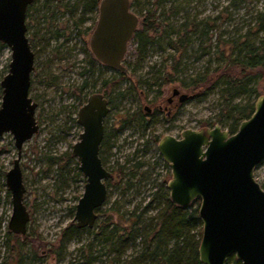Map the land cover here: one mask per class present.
I'll return each mask as SVG.
<instances>
[{
  "label": "rangeland",
  "instance_id": "1",
  "mask_svg": "<svg viewBox=\"0 0 264 264\" xmlns=\"http://www.w3.org/2000/svg\"><path fill=\"white\" fill-rule=\"evenodd\" d=\"M43 1L38 0L34 4L36 9L30 12L28 19L30 38L35 45L34 50L38 53L36 70L32 74L30 95L38 103L36 119L40 129L25 142L20 163L26 187L24 200L31 215L26 235L31 240H27L26 235H18L17 239L24 258L23 264H88L82 258L80 248L93 240L92 233L97 231V225L102 223L106 217L112 216L114 223L125 224L126 212L136 208L140 211L147 207L143 215L147 222L162 206V201L165 199L164 194L169 193L170 195L166 185L161 190L162 187L159 189V184L164 181L166 183L172 178L171 167L165 166L163 163L165 160L155 151L141 155V158L140 155L138 156V160L146 161L145 165L136 171L132 178L130 177L134 171L130 167L134 162L129 163V160L134 157L137 150L143 148L147 139L150 138V132L159 135L160 139L167 134L180 137L185 129L198 130L203 127H214L220 124L218 117L222 113L224 99L220 86L204 94L184 89L179 82L154 86L155 81L161 82L160 79H156L158 70L170 71L174 63L173 57L178 61L180 56L175 54L166 42H162V48L159 44L148 47L146 58L141 63L137 62L140 65L136 69V66L133 67L135 72L132 71L133 73L129 75L137 86V90H129L130 83L122 82L118 90L112 94L116 97V103L107 117V126L108 129H114L109 132L113 133L127 122L130 126L118 137L112 136L111 139V141L116 139L117 144L110 151L118 155L104 163L105 167L114 173V178L105 181L108 186V196L101 207L103 211L93 228L83 229L65 238V249L61 255L57 252L51 253L61 246L64 230L76 225L74 221L76 205L83 195L86 183V177L80 169L78 160L74 157L65 166L66 160L64 159V155L72 153L73 145L79 140L82 132V127L77 122V111L80 104L77 98L80 92L77 88L82 82L79 72L82 70V62L86 59V54L83 37L77 34V29L73 24L82 16V3L78 5L74 17L66 11L65 7H62L57 20L59 25L57 27L62 29L67 27L70 31H75L71 35L72 40L64 45V38H60V40L51 41L50 46H47V39L51 37V34L46 36L45 33L51 30V25L44 22V16L47 14L45 8L41 6L44 4ZM139 1L144 5L146 0ZM65 2L70 3L67 6L70 9V5H77L78 0H65ZM178 2L181 3L180 13L169 17V21L175 28H180L188 15L195 16L205 23L208 19L213 20L210 23L212 25L210 35L203 36L200 41L197 40L184 58H180L182 71L174 75L175 77L180 75V79L184 78L186 82L191 76L217 65L216 60L210 65L208 59H216L214 52L217 49L219 36L225 39L238 38L239 35L249 31L256 23L258 13L264 11V0H179ZM148 7L152 8V5ZM138 14L140 28L142 15ZM95 15L93 14L94 18H90L81 26V30L84 31L89 27L91 31L94 28L97 21ZM205 23H202L200 29ZM256 37L252 36V38ZM200 47H206L207 52L211 53L198 57L201 54ZM126 58L136 63L135 44L132 43L129 46ZM10 61L11 51L7 47L0 55V83L9 71ZM110 75H114L113 70H108L106 76ZM144 80L153 85L141 83ZM174 87L181 88L182 92L189 97L184 104L172 109V117L166 118V113L162 112L157 113L155 121L153 117H149L144 122L133 119L131 116L133 112L140 105L142 108L151 105V100L156 104L151 105L154 110L158 103L167 105V98L172 95ZM258 88L263 94L264 80L259 82ZM108 91L113 93L111 89ZM120 91L126 93L122 99L117 94ZM141 91L144 92L143 95ZM258 97L253 96L251 100L256 103ZM248 99L247 95H242L243 102ZM176 101L178 102V99ZM221 126L227 130L225 126ZM156 143L152 146L158 152ZM17 156L18 149L13 135L5 133L0 136V264L10 257L4 239L12 214V195L6 183V174L13 167ZM50 156L64 157V160L58 165L49 159ZM156 160L159 164L157 168L154 166ZM124 165V173L127 175L120 176L119 166ZM62 166L65 167L61 168ZM255 178L264 188V160L255 170ZM129 179L133 183L129 185L131 187L126 184ZM94 241L92 253L95 259L92 264H114L113 258L116 255L108 253V249H104L97 239ZM137 244V249L130 246L123 256L124 259H129L136 250H139V239Z\"/></svg>",
  "mask_w": 264,
  "mask_h": 264
},
{
  "label": "water",
  "instance_id": "2",
  "mask_svg": "<svg viewBox=\"0 0 264 264\" xmlns=\"http://www.w3.org/2000/svg\"><path fill=\"white\" fill-rule=\"evenodd\" d=\"M34 0H0V41L11 51L9 71L0 86V136L11 133L18 156L6 174L12 195L8 229L26 235L30 212L21 169L22 149L40 129L37 102L30 95L35 53L27 36V11ZM130 0H101L99 19L91 39L96 56L107 65L126 71L122 61L128 42L140 25ZM174 89V95L179 94ZM189 96L181 94V100ZM110 108L101 94L89 98L78 112L82 127L72 155L86 177L74 221L79 228H93L97 210L108 196L106 180L113 176L99 152L104 119ZM159 150L170 165V198L180 206L200 199L202 238L199 257L203 264H227L235 256L242 264H264V188L255 170L264 160V92L253 114L231 134L220 124L185 129L180 137L164 135Z\"/></svg>",
  "mask_w": 264,
  "mask_h": 264
},
{
  "label": "trees",
  "instance_id": "3",
  "mask_svg": "<svg viewBox=\"0 0 264 264\" xmlns=\"http://www.w3.org/2000/svg\"><path fill=\"white\" fill-rule=\"evenodd\" d=\"M178 1L146 0L144 5L139 0L133 1V6L143 18L141 27L137 30L134 39L137 50L135 69L140 65L137 62L141 63L146 58L148 47L159 44V47L162 48V42H166L172 51L179 54L180 58L183 59L197 40L200 41L203 36L210 35L212 19L206 20L205 23V21H199L195 16L190 17L188 15L180 28H175L169 21V17L180 13L181 3L179 4ZM43 3L45 5L55 3L56 5L54 8L49 6L46 9V13L51 19L55 17L56 10L62 7H65L72 16L77 11L73 8L69 9L67 6L70 3H66L65 0H44ZM81 3L86 7L91 5L93 9L97 6L98 1L78 0L77 6ZM149 5H152V8H149ZM202 23L205 25L200 29ZM253 35L257 37L252 38ZM6 48V45L0 41V55ZM199 50L201 54L198 57L211 53L207 52L206 47H200ZM214 54L216 59L210 58L208 62L212 65L213 61L216 60L217 65L212 69L209 67L204 72L191 76L188 82L184 78L180 79V75L175 77L174 74H180L182 71V61L180 58L177 61L175 57H173L174 63L171 70L166 72L159 69L156 79L161 80V85L179 82L184 89H190L191 92L199 94H204L220 86L224 106L221 115L218 117V122L233 134L237 132L241 122L253 114L255 103L251 98L261 94L258 86L259 82L264 80V11L258 13L256 23L247 33L239 35L235 39H225L219 36ZM108 82L109 80L106 79V84ZM242 95H247L249 99L243 102ZM1 99L2 88L0 86V105ZM64 157L50 156L49 159L58 165L65 159L66 166L74 158L72 153L66 154ZM141 166V163L132 164L135 171L139 170ZM121 173L122 176L127 175L123 171ZM134 175L133 172L130 177L132 178ZM126 184L128 186L133 185L130 179ZM164 197L162 206L147 222L143 218L147 207L140 211H137L138 208H136L126 212L125 224L114 223L112 216L106 217L102 223L97 225V231L92 233L93 240L80 248L82 258L88 264H92L93 259H95L92 249L94 240L97 239L104 249H108V253L116 255L113 258L114 264H203L199 257V246L202 238V221L199 217L200 199L184 207L174 203L169 193H165ZM102 211L101 208L97 210L98 217ZM83 229L88 228H79L77 225H73L65 229L61 246L51 253L57 252L61 255L65 249V238ZM17 237L18 235L9 229L5 232V247L10 253V257L3 264H23L24 258L21 255ZM26 237L27 240H31L28 235ZM138 239L140 240L139 250H136L129 259H124L123 256L130 246L137 249ZM227 264L242 263L233 255L228 259Z\"/></svg>",
  "mask_w": 264,
  "mask_h": 264
},
{
  "label": "flooded vegetation",
  "instance_id": "4",
  "mask_svg": "<svg viewBox=\"0 0 264 264\" xmlns=\"http://www.w3.org/2000/svg\"><path fill=\"white\" fill-rule=\"evenodd\" d=\"M97 1H98V4L93 9L91 8V5L87 6V7L82 5V16L79 19H76L75 22L73 23L75 25V29H77V34L78 35H82V37H83L84 45H85L84 46V51H85V54H86V59L83 60V62H82L83 63L82 70L79 72V75L82 78L81 79L82 82L77 88V91L80 92V94L77 96V98H78V100L80 102L79 107H78V111H77V115H78L79 109L85 103L88 102V100H89V98L91 96L96 95V94H101V95H103V97L105 99H107L108 105H109V108H110V111H111L112 107H114V104L116 103V100H115L116 97L114 95H112V94H114L116 92V90H118L117 88L120 87V83H122V82H124V83L129 82L130 83V87L128 88L129 90L130 89L131 90L133 89V91L137 90V86L132 81V77L129 76L130 73L135 72V69L133 67H135L136 63L132 62L131 60L128 61L127 58H126L128 50H129V46L132 43L136 45L134 39H135V34H136L137 31H135L133 37L128 42L127 52H126L125 57H124V59L122 61L123 66L127 69L126 71H122V70H119V69H116V68H113V67L107 65L104 61L100 60L96 56V54L94 53V51L92 49L91 39H92V36H93V34L95 32L94 30H95V28L97 26V22H98V19H99V9H100V1L101 0H97ZM35 3H36V0H34V2L29 6L28 11H27V29H28L27 36L29 38L32 50L35 53V69H34L33 73L36 70V58H37V54L38 53L34 50L35 45H34V43L32 42V40L30 38V33H29L30 32L29 31L30 26L28 24V19H29L30 14H31L30 12L33 11L34 9H36V7L34 6ZM130 5H131V10L135 14H137L139 16L138 13H140V12L133 6V2H131ZM41 6H43L45 8V10H46L49 6H51V8L52 7L54 8V6H56V5H55V3H53V4H49V5L42 4ZM70 6H71V8H73L75 10L78 9L77 5L76 6L75 5L74 6L70 5ZM85 8H86V10H85ZM61 12H62V8L61 9H57L56 12H55L56 13L55 17H53V19H51V17L49 18L48 17L49 14H47V13H46L47 15L44 16V22L49 23L51 25V30L50 31H46V33H45L46 36L48 34H51V37L49 39H47L48 40L47 46L48 45L50 46L51 41L52 42H53V40L57 41V40H60V38H64L63 44L65 45L67 42L71 41L72 38H73L71 35L75 31H70L69 30L70 28H67V27L64 28V29H62L60 27H57V26H59L58 23H57V20H58V18L60 16ZM93 14L94 15L96 14L95 16H97V21H96V24H95L94 28H92L91 31H90L89 27H87L84 31L81 30L82 29L81 28L82 25H84L88 20H90V18H94ZM74 16H72V17H74ZM139 18H140V16H139ZM49 19H51V21ZM142 20H143V18H142ZM59 49H60V47H59ZM108 70H113L114 75H112V76L110 75L109 77H107L106 75L108 73ZM106 79L109 80L108 84H106ZM32 82H33V80H32ZM141 83H144V84H147V85H150V86L153 85V84H154V86L155 85H160L161 86V84H160L161 82L159 83L158 81H155L153 84L152 83L149 84L148 81L144 80ZM132 84H133V86H132ZM175 88L176 87H174L172 89V95L167 98V105H165V104L163 105L162 103H158L157 107H156V110H154L153 106L151 107V105H153L155 103L151 100L150 101L151 105H147V106H145L143 108H142V105H140L133 112V114L131 115L133 117V119L141 120L142 122H144V120L148 119L149 117H153V119H154L155 116L157 115V113H162V112L166 113L165 114L166 118L172 117V109L175 108V107H178L179 105L184 104L186 102V100L188 99V98L185 99V100H181L180 99L181 98V94L183 93L181 88H177V89H179L180 93L177 94V95H174L173 93H174V89ZM108 89L113 90V93H110L108 91ZM30 93H31V90H30ZM117 94H118V96H120L121 99L126 96V93L125 92H121V91L118 92ZM141 94L143 95L144 92L141 91ZM176 99H178V102L176 101ZM118 104L122 105V103H118ZM110 111L107 114V116L105 117L104 122H103L104 134H103V139H102V142H101V145H100V152H99V156H100L103 164L108 162L112 157L118 155V153H116V155H115L114 153H112L110 151L111 148L117 144V142H116L117 140L116 139H115V141H111L112 136L118 137L122 132L125 131V129H127L128 126H130V124L127 122V124L121 125L113 133H110L111 129H114V128L108 129V126H107V117L110 114ZM155 111H156V113H155ZM155 120H156V118L153 121H155ZM117 132L119 134H117ZM161 138L159 139V135L154 134L151 131L150 132V138L147 139V142L143 145L142 149L137 150V152L135 153V155L132 158L131 162H134L133 164L141 163V165H142L140 167V169H141L145 165L146 161L138 160V156L139 155H140V158H141L142 157L141 155H146V154H149V153L155 151L156 153H158V155L161 158H163V156H162V154L160 153V150H159V142H160ZM153 143L157 144L158 152L152 146ZM118 148H119V146H118ZM119 151L121 152V149H119ZM129 163H130V160H129ZM163 163H164L165 166H170L166 161H164ZM158 165H159L158 161L156 160L155 163H154L155 168H157ZM119 169H120V176H121L122 175L121 172L123 171V173H124L125 165L124 166H119ZM130 169H133L134 171H132V172H134V173H136V171H138V170L135 171V169L132 167V165H131ZM111 178H114V173H113V176ZM169 181H166V183L164 181L165 184L163 182L160 183L159 184L160 188L159 187L158 188L161 189V187H162L161 190H163V186L165 187V185H166V188L170 191V189H169ZM107 188H108V186H107ZM156 194H158V193H156Z\"/></svg>",
  "mask_w": 264,
  "mask_h": 264
}]
</instances>
